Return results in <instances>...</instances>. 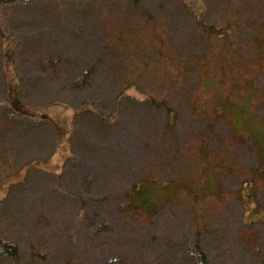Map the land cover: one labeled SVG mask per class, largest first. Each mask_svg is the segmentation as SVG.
I'll use <instances>...</instances> for the list:
<instances>
[{
	"label": "rangeland",
	"instance_id": "1",
	"mask_svg": "<svg viewBox=\"0 0 264 264\" xmlns=\"http://www.w3.org/2000/svg\"><path fill=\"white\" fill-rule=\"evenodd\" d=\"M0 25V128L8 109L47 123L0 139V238L21 250L0 264H198L196 243L210 264H264V0H0ZM52 59L67 64L42 73ZM54 81L67 101L45 106ZM68 103L96 114L73 145L92 228L76 173L66 196L46 176L72 155ZM141 180L165 206L153 219L118 205Z\"/></svg>",
	"mask_w": 264,
	"mask_h": 264
},
{
	"label": "trees",
	"instance_id": "2",
	"mask_svg": "<svg viewBox=\"0 0 264 264\" xmlns=\"http://www.w3.org/2000/svg\"><path fill=\"white\" fill-rule=\"evenodd\" d=\"M3 2H8V3H15L16 0H3ZM0 41H1V45H2V49H3V45L5 44L6 41H10L12 43H14L12 37L9 36V34L7 35L5 30L2 28V26L0 25ZM16 51L13 52V54ZM62 64H67L63 61H61L60 59L56 60V62L54 61V59L52 60H48L46 62H44V65L42 66V73H47L53 70H58V67H61ZM62 68V67H61ZM58 74H60L58 72ZM95 76V72H94V68H90L87 71H79L77 70L76 73V77L72 80L73 83H71V85H73V90L74 92L79 93L80 91L82 92L85 88L87 89L88 87L91 86L92 83V79ZM18 80H19V94H20V99L21 102H24V97L26 95V92L24 90V87H26L25 83H27L28 81L26 79H23L19 76H17ZM27 81V82H26ZM64 84H61L58 81H54V89H53V96H46L45 100L43 101V105L45 106H49V105H53V104H59V103H64V101H67V99L61 95L62 91L65 90V87L63 86ZM23 104V103H22ZM69 104V103H68ZM69 106H71V104H69ZM94 106V105H93ZM72 108V106H71ZM8 109V108H7ZM74 109V108H72ZM75 110V109H74ZM82 110V111H81ZM74 132L71 136L70 139V146L72 147V155L67 158L64 167H63V171L58 174V175H52L49 173H46L47 177L50 176L51 178H53L54 180H56L57 182V190L58 192H60L62 195L66 196V189H67V176L68 173L71 175L72 173L76 175L78 177V182L79 184H81L82 190L80 192V195H83L84 193H87V198L85 197H80L77 198L78 202L80 201V203L83 206V209H85V214L81 215V219H84L86 223L88 220L90 225L89 227L92 228V226H95V222L98 221L99 218V213H97L95 210L97 209L96 204H91L90 202H92V198H89L90 196L89 191L90 189V184H91V175L89 172H87V169L84 168L82 166L81 163H78L74 151H73V145L75 142V138L77 136L76 132H75V125L77 123V121L80 118L86 117L87 116H93L95 117V111L92 110H87V109H76L74 112ZM98 118H100V120H104L105 119L103 117H100L99 115H97ZM4 124H6L7 126L0 128V139L4 140L6 137V132L8 133L10 132H15L16 128H19L20 131H26L29 130L30 128H34L36 127L38 128H43L44 126H46V122H38V121H33L30 120L28 118H26L25 116H22L21 114L14 112L10 109H8V117L7 119L4 120L3 122ZM16 124L15 128H14V124ZM9 130V131H8ZM31 163H27L23 168L28 167L29 170L27 173V178H26V182L21 183V184H15L12 188L11 191L6 199V201H4L3 203L6 204L8 202H10L11 196H12V192L14 189L18 188V187H25L26 184L28 183V180L30 177H32V175L29 176V174H31L32 171L37 170L34 166H31ZM76 170V171H75ZM38 171V170H37ZM82 172V175L80 176V173ZM154 184L156 183H150L149 181L146 180H141L138 183L134 184L131 188V190L126 194V196H124V200H120L118 205L123 208V212L122 214H126L129 215L130 218H134V219H153L157 216V214L160 213V211L163 209L164 204L163 202H161L158 198L154 197L153 194L151 193V190L154 189ZM168 186H171V184H173V182H169L166 183ZM154 185V186H153ZM89 190V191H88ZM25 192V191H24ZM15 193V192H14ZM18 193V192H16ZM22 193V192H21ZM69 193V192H68ZM69 195V194H68ZM89 196V197H88ZM97 202V201H96ZM93 202V203H96ZM96 208V209H95ZM88 215H90L91 217H88ZM194 250L196 252L197 255V261L198 264H210L209 258L207 256V254L203 251L201 245H199L198 243L194 244ZM0 252L2 253L3 256H5V258L10 262L13 263H19V260L21 258V250L19 248L18 245L11 243L8 239H2L0 238ZM114 264V263H111Z\"/></svg>",
	"mask_w": 264,
	"mask_h": 264
},
{
	"label": "crops",
	"instance_id": "3",
	"mask_svg": "<svg viewBox=\"0 0 264 264\" xmlns=\"http://www.w3.org/2000/svg\"><path fill=\"white\" fill-rule=\"evenodd\" d=\"M58 108L61 110V109H62V105H60ZM72 128H73V127H72ZM70 136H71V134H70ZM70 136H69V137H70Z\"/></svg>",
	"mask_w": 264,
	"mask_h": 264
}]
</instances>
